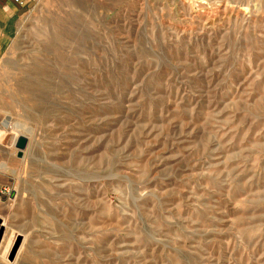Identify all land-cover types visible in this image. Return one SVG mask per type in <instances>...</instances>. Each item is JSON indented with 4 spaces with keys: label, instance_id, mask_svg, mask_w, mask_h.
Here are the masks:
<instances>
[{
    "label": "rangeland",
    "instance_id": "1",
    "mask_svg": "<svg viewBox=\"0 0 264 264\" xmlns=\"http://www.w3.org/2000/svg\"><path fill=\"white\" fill-rule=\"evenodd\" d=\"M0 191V264H264V0H34Z\"/></svg>",
    "mask_w": 264,
    "mask_h": 264
},
{
    "label": "crops",
    "instance_id": "2",
    "mask_svg": "<svg viewBox=\"0 0 264 264\" xmlns=\"http://www.w3.org/2000/svg\"><path fill=\"white\" fill-rule=\"evenodd\" d=\"M34 0H22L20 4L12 0H0V47L13 34L15 22L26 8L32 6Z\"/></svg>",
    "mask_w": 264,
    "mask_h": 264
},
{
    "label": "water",
    "instance_id": "3",
    "mask_svg": "<svg viewBox=\"0 0 264 264\" xmlns=\"http://www.w3.org/2000/svg\"><path fill=\"white\" fill-rule=\"evenodd\" d=\"M28 144V139L27 137L20 135L18 136L16 142H15V147L18 149V156H21L22 150L26 148Z\"/></svg>",
    "mask_w": 264,
    "mask_h": 264
},
{
    "label": "built area",
    "instance_id": "4",
    "mask_svg": "<svg viewBox=\"0 0 264 264\" xmlns=\"http://www.w3.org/2000/svg\"><path fill=\"white\" fill-rule=\"evenodd\" d=\"M14 3L20 4L22 0H12ZM1 192V191H0Z\"/></svg>",
    "mask_w": 264,
    "mask_h": 264
}]
</instances>
